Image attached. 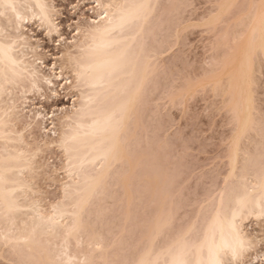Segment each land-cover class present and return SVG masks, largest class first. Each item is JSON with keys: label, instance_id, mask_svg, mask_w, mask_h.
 <instances>
[{"label": "rangeland", "instance_id": "obj_1", "mask_svg": "<svg viewBox=\"0 0 264 264\" xmlns=\"http://www.w3.org/2000/svg\"><path fill=\"white\" fill-rule=\"evenodd\" d=\"M98 1L105 3V0H51L55 29L45 25L36 15L30 16V10L24 9L29 16L24 28L28 40L25 52L28 59H36L39 72L49 77L54 85L48 87L42 83L41 89H37L23 78L18 84L6 85L0 94V111L7 108L11 100H17V103L26 101V107L19 103V108L11 112L8 125L16 139L14 144L19 141L21 145L18 146L22 147L30 159L29 168L25 172L29 187L27 197L38 199L44 213L52 210L51 205H61L64 200L67 201L64 198V186L70 179L66 172V154L57 142H48L57 141L60 136V124L62 120L65 121L64 113L71 112L84 102L89 93L88 87L80 85L76 80L66 56L67 53L79 52L77 45L81 42V30L84 31L90 19L101 12ZM155 1V7H151L152 14L148 16L150 19L146 20L151 27L145 23L148 34L145 33L146 38L143 39V42L146 41L144 45H152L144 47L147 49L145 52L148 55L155 52L149 58L152 72L143 86L142 97L137 100L138 105L134 107L136 114L132 115L133 121L129 119L128 128L124 129L128 131H125V137L130 136L128 140L124 137L126 140L121 143L123 151H128V156H125L129 160L126 163L122 161L123 166L119 163L116 165L120 167L110 169L113 170L111 173L114 172L113 176L109 172L110 179L107 176L97 193L90 198L92 201H88L90 206L87 204L85 210L89 213L85 211V214L84 210L78 213L84 228L77 229L79 232L73 230L76 233L70 236L71 239L68 237L70 240L67 238L70 244L65 242L70 254L73 250L81 252L73 253L78 256V260L80 255L81 258L83 254L87 255L88 250L91 252L87 256L93 258L89 256L91 258L85 264L130 263L132 256L134 258L136 253L139 256L140 251L142 253L148 247L147 239L144 238L149 235L150 241L152 236L148 231H151L156 218L159 223L167 222L162 227L164 229L161 228V234L157 235L160 240L186 237L188 242L194 238L198 241L203 228L216 211L227 216L233 203L235 206L236 197L242 194V189H246L253 175L259 176L264 170V65L260 59L258 63L256 59L253 60V69L256 70L252 71L254 82L249 87L252 86L250 102L252 98L253 104L250 108L254 107L250 111L254 110L252 113L249 111L248 118L251 116L249 121L252 124L248 121L249 126H246L244 132L239 131L245 126H238L233 119L226 103L228 96L223 90L227 86L223 76V66L228 61L226 55L229 49H233L231 45L237 42L233 37L238 35L239 39L241 32H244L248 20L246 15L250 11L249 7L254 5V0ZM229 2L231 7L227 6ZM11 16L10 12L7 15L0 13V27L6 34L12 32L8 23ZM217 78L221 80L219 84L223 89L214 81ZM37 111L47 117L49 115L53 123L41 124L32 120ZM124 146L127 148L124 149ZM234 146L236 149L232 148ZM133 159L138 161L132 164ZM143 160L148 162L144 163ZM140 163L148 167L137 165ZM132 168L134 170L131 171ZM117 170L121 172L117 174ZM146 171L145 177L142 173ZM65 202L64 205L71 207ZM4 215L2 219L0 215V264H62L59 261L62 257L58 256L59 259L55 256L58 251H64L62 240L65 237L57 234L56 240L55 237L52 240L43 233L35 235L34 238L40 244L36 242L37 246L29 245L30 251L25 242L22 243L23 240L16 242L11 239V235L16 233L17 223L11 221V225ZM20 217H17L18 223ZM27 218L29 220L30 216L27 215ZM70 219L67 221L72 223L75 218ZM243 227L255 239V244L245 253L243 264H264V215L246 214ZM91 238L92 241L102 242L96 245ZM158 238L154 239L155 242ZM61 244H64L63 249ZM38 246H44L46 252ZM55 258L58 262L53 261ZM125 260L130 262L125 263ZM82 262L79 260V263Z\"/></svg>", "mask_w": 264, "mask_h": 264}, {"label": "bare ground", "instance_id": "obj_2", "mask_svg": "<svg viewBox=\"0 0 264 264\" xmlns=\"http://www.w3.org/2000/svg\"><path fill=\"white\" fill-rule=\"evenodd\" d=\"M254 1L252 2L254 5L251 3L253 6L249 7L251 12L248 11V15H246L248 16L246 22L247 26L246 28L244 27V32L242 31L240 34L244 36L241 38L239 35V39L237 38L238 35L233 37L234 39L236 38L235 40L237 42L235 40L236 43L233 41L235 45H231L233 49H229V53L226 55L228 61L225 63L226 65L223 66V76L226 80L223 79L224 82H227V86L225 85V89H223L219 84L221 80L218 78L214 80L228 96L226 103H228V108L232 113L233 119L235 118V122L238 126H245L241 130H239L240 127H238V130L243 132L246 126L251 123L249 121L251 116L248 118V114L250 109L254 108H250L253 104L252 98L250 102V91L252 92V86L251 88L249 87L252 81L254 82V78L252 77L253 70H256V68L253 69V64H255L253 60L255 61L256 59L257 63L260 61V63L264 65V0ZM104 2L105 3H101V1H98L97 5H99V7L101 6V12H98L95 18L90 19L91 22L87 27L83 28L85 29L84 31L80 29L82 31L81 42L77 45L79 52L77 54L67 53L66 56L67 61L73 68L76 80L80 85L87 86L89 93L85 96L84 102L74 107L71 112L64 113L63 116L65 121L62 120L64 122L61 121L60 124L62 128L60 136H58L57 141H55V139L48 142L49 144L57 142L59 147H61L66 154V172L70 180L64 186V198L67 200L66 202L64 200V202L71 207L64 205V202L61 203V205H56V203L54 204L56 206L51 205L50 208L52 207V210L49 213L45 212V214L38 199L27 197V190L29 187L25 178V172L29 168L30 159L25 155V151L22 150V147L18 146L21 145L19 141L18 144H14L16 139L12 136L13 130L11 126L8 125L10 124L9 117L11 112L17 110L20 104L23 105L26 101L22 100L17 103V100H11L10 105L0 111V138L2 140L0 144V211L3 215L6 213L4 216L9 219V223H11V221L17 223V228L15 227L16 233L11 235L13 236L11 239H14L16 242H22L23 240L22 243L25 242V246L27 245L26 247L29 245L33 247L37 242L36 238H34L35 235H41L42 233L46 235H44L45 237H51L52 240V237L59 234L61 237L66 238L63 239L60 237L63 239L62 241L64 244L68 242L71 239L70 236L76 233L77 229L79 230L80 227L82 228V226H84L81 225V223H84L80 221L81 217L78 213H83L81 212L82 210H84V212L87 211L85 209L87 204L90 206L88 203L89 199L94 196V193H97V189L101 186L103 181L105 182V178L109 176V172L110 174L114 173H111L113 170L110 169L120 167L116 164L120 165L119 163H122V161L126 163L129 160L126 157L128 156V151L127 153L124 152L125 150L123 151L121 143L130 136L128 135V137H125L126 130L124 129L128 128L129 119L132 120V115L136 114L134 107L138 105L137 102L139 103V101L137 100H139V97H142L143 86L145 82H147L148 75L152 72L151 62H149L151 60H149V58L155 52H152L151 55L146 53L147 49L145 50L144 47L147 48L152 45H144L146 41L144 40L145 42H143V39L146 38L145 33L148 32L146 28L151 27L150 23H146L148 22L146 20L150 19L148 16L151 13L152 5L154 6L156 1L105 0ZM9 4L15 6L14 11L11 7H5V5ZM141 5L145 7H140ZM228 5L230 6V2L227 6ZM24 9L30 10V16L36 15L48 27L53 29L56 28L52 17L54 13L51 0H0V13L7 15V13L10 12L12 15V18H8V23L12 32L6 34L4 29L0 27V94L4 91L6 85L18 84L23 78H26L30 85L37 89H41L42 83H45L48 87L54 85L49 77L43 76L39 72L36 59H28L27 53L25 52V49L28 47V40L24 28L29 21V16L24 12ZM152 12H154V10ZM239 18L241 20V17ZM145 23L146 26H150H144ZM142 36L145 37L142 38ZM233 42L231 41V43ZM150 50L149 52H151ZM221 63H223V61ZM260 63L259 66L261 65ZM214 77H216V74ZM217 83L213 82V84ZM252 112L250 111V113ZM32 120H37L41 124L46 122H50V124L53 123L52 119L50 121L49 115L47 117L46 114H42L40 111L35 112ZM132 123L133 122H131V124ZM236 123L235 126L237 125ZM54 132L53 130V134ZM123 132L125 133L124 135L122 134ZM243 132H241V134ZM238 135L240 136V134ZM122 136L123 139H121ZM124 137L126 139H124ZM232 145H234V143ZM125 146L124 149L127 148H125ZM232 148L234 149L235 146ZM143 155L146 156L147 154ZM232 156L234 157V155ZM145 158L147 159V157ZM130 159L132 160V157ZM136 160L138 161V159ZM136 160L134 161L133 159L131 163H136ZM144 161L146 162L147 160H143V162ZM142 163L137 165L143 168L144 165H142ZM123 164L124 163L121 165L123 166ZM145 166L148 167L147 164H145ZM126 168L124 167L123 169ZM133 168L135 169L136 167L133 165ZM133 168L131 171L134 170ZM145 169L146 168H144V170ZM257 169L258 168H256V172L258 171ZM120 170H117V174ZM145 173L147 175V171L142 174L144 175ZM146 175L144 176L146 177ZM111 176H113V174ZM253 176V179H250L251 182H247L248 184L246 183L248 185L245 187L246 189H242V194L236 197L235 206L233 207V203L232 209L229 210L230 212L228 214L225 213L227 216L223 215L220 211H216L210 218V221H208L206 227L203 228L202 236L197 237L198 239L200 237L198 241H195L194 238L193 241L188 242L185 240L186 237L169 240L161 238L165 241L160 240L157 235L164 229L162 227L166 225L165 223L167 222L164 224L159 223L157 221L158 218H156L153 223L154 225H151V231H148L152 236L150 241L148 240L150 237L149 235V237L147 236V238H144L145 240L147 239L146 246L148 247L146 249L144 248L142 253L140 251L139 256L136 253V258L132 256V260L130 259L132 263L128 260L130 262L128 264H176V262L181 259L187 261L188 264H209V249H219L218 258L227 264L228 261L232 260L231 250L227 246H234L242 251L243 260L247 250L252 247V244H255L253 236L243 227L244 216L246 214L264 215V170L262 169V173H260L259 176ZM125 183H127L126 180ZM125 187H128V185ZM128 190L129 189H127V191ZM222 193L224 196V192ZM90 200L92 201V199ZM221 200H223V198ZM222 203H224V201ZM218 208L221 209V206ZM31 213L34 216L31 215ZM2 214H0L1 219ZM85 214L87 213L85 212ZM25 215L30 216L29 220L28 218L26 220ZM23 216H25V219L22 218ZM234 216L235 219L233 220ZM17 217L21 218H19L20 220L18 219L19 223ZM31 217L33 218L31 219ZM78 217L79 220L77 219ZM70 218H75L72 223L67 221V219ZM8 219L6 220L8 221ZM230 222L235 223V230L230 227ZM14 223L13 225H15ZM87 226L88 225L85 226V231ZM75 229L76 231L72 232ZM36 237L38 238V236ZM67 238L69 240H67ZM155 238L159 239L156 240L157 243L154 240ZM70 242H68V244H70ZM75 242L78 243L77 239ZM92 242H96V245H100L102 241L100 243L97 241ZM158 242L160 244H158ZM89 243L91 242L88 241L87 244ZM38 244H40V242ZM64 244H61V248ZM68 244L66 243L63 247L64 251H56L57 256L55 257L59 258L61 256L62 259L59 258V261L62 264H81L79 260L80 262L83 261L82 264H85V262L92 257L91 255H89L91 257L87 256L89 253L91 254L88 250L87 255L85 254V256L82 253V258L80 255L78 260V256L73 255L76 250H73L72 254L69 253V249L67 248ZM241 244L243 246L242 249L239 247ZM40 246L38 247L41 251L45 250L43 248L46 245L42 248ZM32 247L31 249H33ZM96 249H98V246ZM66 250H68V252ZM80 250L82 251V249ZM76 252H78V250ZM31 253H34V251ZM78 253L80 254L81 252ZM102 254L100 257L103 256ZM49 256L51 257V255ZM50 260H52V258H50ZM53 261L56 262L57 259ZM126 261L127 260H125V263Z\"/></svg>", "mask_w": 264, "mask_h": 264}, {"label": "snow or ice", "instance_id": "obj_3", "mask_svg": "<svg viewBox=\"0 0 264 264\" xmlns=\"http://www.w3.org/2000/svg\"><path fill=\"white\" fill-rule=\"evenodd\" d=\"M5 7H11L13 9V11L15 10V6L14 5H5ZM140 7H145L143 5H141ZM235 219V216L233 217V220ZM230 227L235 230L236 225L234 222H230ZM230 248L231 250V256H232V260L228 261L227 264H243V260H242V251L238 250L237 247L234 246H227ZM240 249H242V244L239 246ZM209 255H210V260H209V264H225V262H222L218 256H219V249L217 250H212L209 249ZM176 264H188L187 261L181 259L178 260L176 262Z\"/></svg>", "mask_w": 264, "mask_h": 264}]
</instances>
